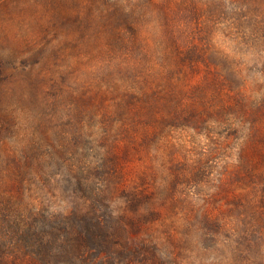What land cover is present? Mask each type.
Returning a JSON list of instances; mask_svg holds the SVG:
<instances>
[{
    "label": "rangeland",
    "instance_id": "1",
    "mask_svg": "<svg viewBox=\"0 0 264 264\" xmlns=\"http://www.w3.org/2000/svg\"><path fill=\"white\" fill-rule=\"evenodd\" d=\"M87 4L0 6L2 254L264 264V0Z\"/></svg>",
    "mask_w": 264,
    "mask_h": 264
},
{
    "label": "trees",
    "instance_id": "2",
    "mask_svg": "<svg viewBox=\"0 0 264 264\" xmlns=\"http://www.w3.org/2000/svg\"><path fill=\"white\" fill-rule=\"evenodd\" d=\"M13 1L20 2V1H27V0H0V6L2 4L3 5L10 4ZM29 1L32 3H39V2L43 3V6L46 7L45 9L47 12H51L52 10H54V14H52L51 17L54 18V21L56 23L70 21L71 19L74 20L75 22H78L81 20L82 21L87 20L86 19L87 14H88L87 9L89 5L87 4L88 0H29ZM94 17H99L101 19V15H94ZM113 25L116 26L115 24ZM119 26L120 24L118 25V29H119ZM129 29L131 30L133 28L131 27ZM34 220L35 222H39L40 219L38 220L37 218H34ZM7 225L8 227H10L11 235L5 239H10L12 235L18 238L17 244L14 245L15 247L12 245L7 246L6 249L8 251L13 252V250L15 249H20V250H23V252H26L25 250L26 248L28 249V247H32V246H28V244H32L33 248L34 249L36 248L35 246L36 244L33 242H35V240H37L38 237L40 236L34 233V228L32 226L26 227V228L25 226L22 227L21 222H19L16 219L8 220ZM3 235H4L3 223H0V237ZM1 244H0V258H1L0 264H15L16 261L13 260L14 257L10 256L7 253L6 255L4 254L5 256L2 254L3 253L2 250H4L6 245L3 247V244L2 245ZM39 245L41 246L42 244H39ZM37 249L40 253L39 259H42L43 257H44L43 259L48 258V255H46L48 250L46 249L44 250L42 247H38Z\"/></svg>",
    "mask_w": 264,
    "mask_h": 264
}]
</instances>
